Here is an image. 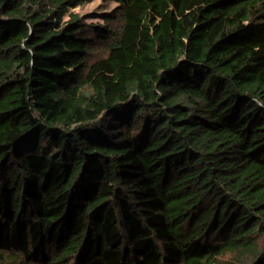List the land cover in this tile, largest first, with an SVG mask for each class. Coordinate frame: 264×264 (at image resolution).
Here are the masks:
<instances>
[{
    "label": "trees",
    "instance_id": "16d2710c",
    "mask_svg": "<svg viewBox=\"0 0 264 264\" xmlns=\"http://www.w3.org/2000/svg\"><path fill=\"white\" fill-rule=\"evenodd\" d=\"M88 1L0 0V264H264V0Z\"/></svg>",
    "mask_w": 264,
    "mask_h": 264
},
{
    "label": "rangeland",
    "instance_id": "374dc122",
    "mask_svg": "<svg viewBox=\"0 0 264 264\" xmlns=\"http://www.w3.org/2000/svg\"><path fill=\"white\" fill-rule=\"evenodd\" d=\"M116 6V2L113 0H90L81 5H78L69 10L72 13H77L81 20L86 23H102V15ZM67 19V15L64 16ZM98 50L94 51L91 58L98 54Z\"/></svg>",
    "mask_w": 264,
    "mask_h": 264
}]
</instances>
